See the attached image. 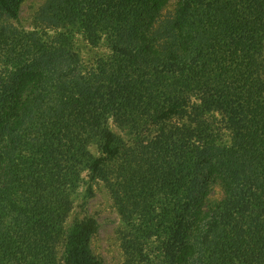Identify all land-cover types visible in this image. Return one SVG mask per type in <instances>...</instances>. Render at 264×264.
I'll return each mask as SVG.
<instances>
[{"label":"trees","instance_id":"16d2710c","mask_svg":"<svg viewBox=\"0 0 264 264\" xmlns=\"http://www.w3.org/2000/svg\"><path fill=\"white\" fill-rule=\"evenodd\" d=\"M24 1L0 13L17 18ZM168 1L62 0L59 23L91 44L107 35L114 67L25 66L0 95V264H99L96 217L64 223L83 172L115 160L141 216L160 206L138 230L164 231L170 264H264V0H178L162 42Z\"/></svg>","mask_w":264,"mask_h":264},{"label":"rangeland","instance_id":"374dc122","mask_svg":"<svg viewBox=\"0 0 264 264\" xmlns=\"http://www.w3.org/2000/svg\"><path fill=\"white\" fill-rule=\"evenodd\" d=\"M177 1L169 0L157 17L154 33L162 42ZM61 3L62 0H25L17 18L0 13V95L9 87L17 70L25 66H58L66 72L68 77L64 78L76 77L77 72L79 76H93L114 67L108 36L103 35L96 44H91L78 29L59 23L54 14L60 10ZM214 118L219 121L220 115L216 113ZM109 122L123 137L125 146L135 145L127 128L121 129L114 121ZM228 140V132L222 128L218 141ZM89 148L98 155L95 142ZM87 174L83 172L82 181L72 194L64 228L74 219L96 217L99 229L91 238V248L99 264H170L163 248L164 231L159 236L148 237L138 230L143 217L155 219L160 214V206L154 204L149 215L141 216L144 200L128 192L129 180L116 160L108 161L102 174L93 180ZM222 196V188L215 182L207 202L214 204ZM155 201L160 203L158 199ZM61 250L62 246L59 258Z\"/></svg>","mask_w":264,"mask_h":264}]
</instances>
